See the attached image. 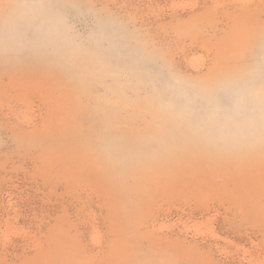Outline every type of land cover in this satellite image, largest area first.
Returning a JSON list of instances; mask_svg holds the SVG:
<instances>
[{"label": "rangeland", "instance_id": "374dc122", "mask_svg": "<svg viewBox=\"0 0 264 264\" xmlns=\"http://www.w3.org/2000/svg\"><path fill=\"white\" fill-rule=\"evenodd\" d=\"M264 0H0V264H264Z\"/></svg>", "mask_w": 264, "mask_h": 264}, {"label": "clouds", "instance_id": "9594fccd", "mask_svg": "<svg viewBox=\"0 0 264 264\" xmlns=\"http://www.w3.org/2000/svg\"><path fill=\"white\" fill-rule=\"evenodd\" d=\"M208 123L223 140L242 141L257 136L264 130V89H238L230 106L210 112Z\"/></svg>", "mask_w": 264, "mask_h": 264}]
</instances>
